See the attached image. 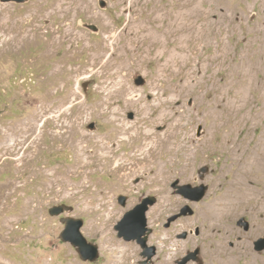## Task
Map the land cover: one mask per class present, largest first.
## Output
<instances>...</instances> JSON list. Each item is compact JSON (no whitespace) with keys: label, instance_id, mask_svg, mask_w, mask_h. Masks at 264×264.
I'll return each instance as SVG.
<instances>
[{"label":"rangeland","instance_id":"374dc122","mask_svg":"<svg viewBox=\"0 0 264 264\" xmlns=\"http://www.w3.org/2000/svg\"><path fill=\"white\" fill-rule=\"evenodd\" d=\"M156 2L183 17L163 42L154 39L153 0H0V264H143L141 246L114 227L147 194L157 198L149 264H178L198 249L202 264H264L254 247L264 238V173L248 175L243 203L211 206L233 179L218 178L235 160L226 148L244 141L250 149L264 129L252 118L264 113V0L206 3L215 30L206 46L197 36L200 0ZM219 43L227 56L212 61ZM174 123L179 140L198 150L210 137V150L179 163L162 147ZM130 132L139 144L122 140ZM175 183L208 190L193 202ZM62 204L74 211L51 216ZM187 205L195 214L166 229ZM65 217L84 219L97 262L60 239ZM183 232L191 235L180 239Z\"/></svg>","mask_w":264,"mask_h":264},{"label":"bare ground","instance_id":"6f19581e","mask_svg":"<svg viewBox=\"0 0 264 264\" xmlns=\"http://www.w3.org/2000/svg\"><path fill=\"white\" fill-rule=\"evenodd\" d=\"M214 1L215 0H200V3H202V8H201L202 10L199 8L200 11L196 12V19L195 20L198 24H200L199 29L197 31V34H198L197 36H199V38L203 40V43L205 44V46L208 44L212 45L211 42L213 40L215 30H213L214 22L210 21V17H209V15L212 13V8L208 9V8L203 7V6L206 3L212 4V6H214ZM198 7H200V6H198ZM163 10H165V8L162 5H160V3L156 2V0H153V13H152L153 16L151 19V24H152V29L154 31V39L158 42L165 41L164 38L166 36H164V34L168 33L169 35H172L175 32L176 27L175 28L173 26L171 27V24L176 25V22L183 18V17L180 18L179 16L176 17L171 13L169 14L167 12H163ZM165 20L168 21L167 24L164 23ZM170 20L172 23L170 22ZM159 22H162V23L159 24ZM162 28H164V29L160 30ZM227 50H228L227 44L219 43L217 48H216V55H214L212 57V61H216V60L220 59L221 56H222V58L226 57L227 56L226 55ZM219 53H221V54H219ZM180 54H178V55L180 56ZM211 64H212V62H211ZM252 118L254 120H258L257 126H259L262 124V120L264 119V113H262V112L257 113L255 116L252 115ZM170 127H171L170 131H169L168 135L165 136L166 138H165L164 142L161 141L164 144V145H162V147H163V149L168 150L171 153V155L175 156L176 157L175 159H180L179 163H181V157H185L189 160L193 153L196 154L199 151H201V153H202V152H207L210 150V148H211L210 143H212V140L210 137H206L202 141L200 148L198 150H196V149L191 148L188 145V143H185V141L183 142V140L178 139L179 135L181 134V131H182L180 128V125H176L174 123ZM125 134H127V133H125ZM130 134L131 135H129L128 137H126L124 135L122 140H125V141L126 140H131V141L133 140V143L140 141L139 133H137V132L131 133L130 132ZM246 136H248V134H246ZM245 139H246V137H245ZM243 143H244V141H243ZM243 143L238 142L236 145L226 148V152L235 156L233 158L235 160L231 165L226 164L223 167L224 172L218 178L227 177L230 174H232L233 179L232 180L230 179L227 182L228 185L226 187L225 193H223L219 199L212 202L211 206L213 209L219 210L220 206L222 204L223 205L226 204V207L229 210V209H232V207L235 204L243 203V201H244L243 197L245 195L244 185L246 184V181L248 180V175L253 173V172L264 173V129H263V132L258 137H256V139L254 140L255 144L250 149L249 148L248 149L243 148V146H244ZM138 144H139V142H138ZM158 146H159V143H157L154 146L155 149ZM137 149H138V147H137ZM213 149H215V148H213ZM157 150H154V151H157ZM233 159H232V161H233ZM218 178L215 179L214 185H216ZM160 264H164V263L161 262Z\"/></svg>","mask_w":264,"mask_h":264},{"label":"water","instance_id":"95a60500","mask_svg":"<svg viewBox=\"0 0 264 264\" xmlns=\"http://www.w3.org/2000/svg\"><path fill=\"white\" fill-rule=\"evenodd\" d=\"M3 3L14 2L18 4L25 3L27 0H1ZM88 28L97 32L98 29L96 26L87 25ZM146 81L142 76L136 79V84L141 86L144 85ZM84 90L86 92L89 91V83L83 84ZM132 118L133 114L130 115ZM91 129H95V125L92 124L90 126ZM207 187H201L196 189H191L190 186H183L178 194L183 195L184 197L190 199L193 202L201 201L205 195ZM128 196L120 195L118 197V202L123 207H127L128 205ZM157 203V198L155 196H150L145 198L142 203L136 205L131 210H128L122 219L118 221L115 225V230L118 234V237L125 240L126 242H136L142 248L141 256L144 258L143 264H149L152 259L157 254V247L150 246L149 240L150 236L153 234V229L149 226L148 221V212L152 207H154ZM74 211V207L62 204L54 206L50 209L49 213L53 217H60L66 213H71ZM195 214L194 209L187 205L182 208L177 214L171 216L165 225L166 228H170L171 225L176 222L178 219L187 216H193ZM245 218L241 219L244 221ZM240 221V222H241ZM61 223L64 225V229L61 232L60 239L64 243L71 244L76 251L78 252L80 258L84 262L95 263L101 257L100 246L96 243H93L88 240V238L83 233V228L85 226V221L82 218H74V217H65L61 219ZM246 229L250 227V223L246 221ZM198 234V232H197ZM188 233L186 232L184 235L179 237L180 239H187ZM254 247L256 252L264 251V238H260L254 242ZM191 261L199 262L202 264L200 260V250L189 251L178 264H188Z\"/></svg>","mask_w":264,"mask_h":264},{"label":"flooded vegetation","instance_id":"af4514ba","mask_svg":"<svg viewBox=\"0 0 264 264\" xmlns=\"http://www.w3.org/2000/svg\"><path fill=\"white\" fill-rule=\"evenodd\" d=\"M147 177H148V175L146 174V175H144V176H142V177H140V178H136L134 184H135V185H139L140 183H144L145 180L147 179ZM174 188H176L178 191L181 189L179 183H175V184H174ZM150 196H153V195H151V194L142 195V196L139 198L138 202L135 203V205H134L132 208H134L136 205L142 203V201H143L145 198L150 197ZM129 200H130V199H128V202H129ZM127 207H128V206H127ZM132 208H130L129 210H131ZM246 221H247V220L245 219L244 221L239 222V226L242 227L245 231H250L251 228H252V226L250 225V227H249L248 230H247V229H246V226H247V225H246ZM165 225H166V224H165ZM165 225H164V227H165ZM165 228H166V227H165ZM166 229H169V228H166ZM197 232H198V230H197ZM185 233H186V232H183L182 234H179L178 237H181V236L184 235ZM187 233H188V232H187ZM190 235H191V233H188V236H190ZM188 236H187V237H188Z\"/></svg>","mask_w":264,"mask_h":264}]
</instances>
